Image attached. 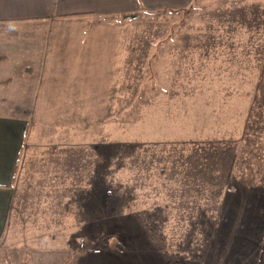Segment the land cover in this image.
I'll list each match as a JSON object with an SVG mask.
<instances>
[{
  "label": "crops",
  "instance_id": "1",
  "mask_svg": "<svg viewBox=\"0 0 264 264\" xmlns=\"http://www.w3.org/2000/svg\"><path fill=\"white\" fill-rule=\"evenodd\" d=\"M190 4L0 0V264H12L3 249L27 150L185 143L188 166L163 173L152 264H264V106L251 125L253 103L231 86L264 79V0L206 2L154 42L175 16L144 12ZM155 43L161 88L149 82ZM119 204L149 222L148 207Z\"/></svg>",
  "mask_w": 264,
  "mask_h": 264
},
{
  "label": "rangeland",
  "instance_id": "2",
  "mask_svg": "<svg viewBox=\"0 0 264 264\" xmlns=\"http://www.w3.org/2000/svg\"><path fill=\"white\" fill-rule=\"evenodd\" d=\"M210 1L242 0H203L186 13L144 12L149 20L161 13L175 16L165 36L154 42L172 39L181 32L189 13ZM160 47L155 43L149 58V82L155 88H161L154 73ZM255 76L251 73L249 80H234L231 85L239 97L244 93L242 101L253 103L251 125L264 106V79L259 83ZM192 149L193 144L185 143L112 148L58 145L27 150L16 184L17 222L3 250L12 264H64L66 260L70 264H152L160 244V206L169 199L162 193L163 173L188 166ZM171 180L168 175L167 186ZM119 203L134 210L148 207L149 222L147 214L128 218ZM71 210L73 214L65 217ZM113 235L124 244L122 251L108 247Z\"/></svg>",
  "mask_w": 264,
  "mask_h": 264
},
{
  "label": "trees",
  "instance_id": "3",
  "mask_svg": "<svg viewBox=\"0 0 264 264\" xmlns=\"http://www.w3.org/2000/svg\"><path fill=\"white\" fill-rule=\"evenodd\" d=\"M203 0H191V4L188 6V7H185V8H176V9H172V8H163L161 10H157V11H176V10H181L183 11L184 13H186L187 10H189L191 7H193L194 5L197 6V2H201ZM156 11L152 12V11H149V14H155ZM137 14L134 12V13H123V14H119V16H117L118 20L122 21L124 20L125 18L127 17H135ZM149 68V67H148ZM106 138V137H105ZM103 138V139H105ZM84 247L88 248V245H85ZM108 247L112 250L114 249H117L119 251H122L123 248H124V244L122 242H120V240L118 239L117 235H113L109 242H108ZM25 264V263H24ZM64 264H70V260H66V262Z\"/></svg>",
  "mask_w": 264,
  "mask_h": 264
}]
</instances>
